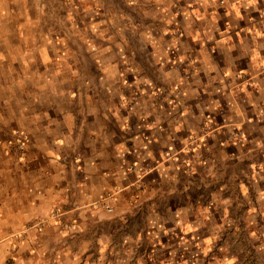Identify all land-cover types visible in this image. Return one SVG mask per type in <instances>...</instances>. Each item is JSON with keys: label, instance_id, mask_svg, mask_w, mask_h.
Segmentation results:
<instances>
[{"label": "crops", "instance_id": "obj_1", "mask_svg": "<svg viewBox=\"0 0 264 264\" xmlns=\"http://www.w3.org/2000/svg\"><path fill=\"white\" fill-rule=\"evenodd\" d=\"M23 5L0 14V264H162L151 236L162 222L165 260L213 244L185 231L214 234L224 200L209 207L183 184L214 177V151L229 159L224 135L264 116V0H162L165 35L201 32L215 49L162 53L161 92L116 65L25 64L54 33L39 27L46 3ZM16 131L30 136L22 157L7 151Z\"/></svg>", "mask_w": 264, "mask_h": 264}, {"label": "rangeland", "instance_id": "obj_2", "mask_svg": "<svg viewBox=\"0 0 264 264\" xmlns=\"http://www.w3.org/2000/svg\"><path fill=\"white\" fill-rule=\"evenodd\" d=\"M6 1L12 6H22V10L26 2L48 5L47 14L37 15L39 27L43 28V33L48 29L54 35L39 36L38 43H44L46 49L28 54L25 64H88L84 67L87 75L94 72V64H105L108 72L116 71V65L120 77L146 79L151 82V91L161 92L162 53L167 50L168 61L181 53L190 60L192 44L193 51L215 49L212 38L201 32L193 38V43L189 37L176 41L175 35H165L166 31L162 30L173 24L162 22V13L167 7L162 6V0H0V14L6 10L2 6ZM170 7L173 11L184 9L181 4ZM5 23L0 21V27ZM18 23L22 30L27 29L25 22L19 20ZM222 48L223 45L220 50ZM241 81L249 83L245 77H241ZM223 140L229 159L222 162L223 150L214 151V177L188 179L183 187L198 190L201 200L209 207L220 205L224 200L229 211L225 222L214 234L209 231L206 236L207 230L198 228L190 233L186 229L187 237H195L196 242L199 237H213L214 243L206 240L197 245L193 254L183 252L178 262L172 258L165 260L169 258L166 239L170 236L166 230L172 228L167 229V224L162 222L160 234L156 230L151 232L153 248H157L158 243L160 246L162 240L159 248L162 264H264V116L248 118L240 128L234 127L226 133ZM218 172L219 175L224 172V176L215 177ZM160 262L155 259V264Z\"/></svg>", "mask_w": 264, "mask_h": 264}, {"label": "built area", "instance_id": "obj_3", "mask_svg": "<svg viewBox=\"0 0 264 264\" xmlns=\"http://www.w3.org/2000/svg\"><path fill=\"white\" fill-rule=\"evenodd\" d=\"M30 141V136L27 132L25 131H16L13 134L12 139L8 143V148L7 151H11L16 157H22L23 156V151L27 144ZM64 160L68 161V157H63ZM105 208L109 211H113V207L107 203L104 202Z\"/></svg>", "mask_w": 264, "mask_h": 264}, {"label": "trees", "instance_id": "obj_4", "mask_svg": "<svg viewBox=\"0 0 264 264\" xmlns=\"http://www.w3.org/2000/svg\"><path fill=\"white\" fill-rule=\"evenodd\" d=\"M165 57V56H164ZM170 57V56H169ZM166 58V57H165Z\"/></svg>", "mask_w": 264, "mask_h": 264}]
</instances>
